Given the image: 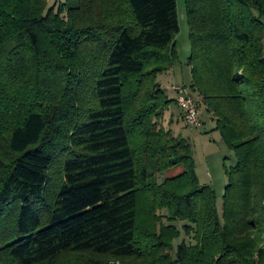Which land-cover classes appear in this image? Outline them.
Masks as SVG:
<instances>
[{
    "label": "trees",
    "instance_id": "1",
    "mask_svg": "<svg viewBox=\"0 0 264 264\" xmlns=\"http://www.w3.org/2000/svg\"><path fill=\"white\" fill-rule=\"evenodd\" d=\"M185 2L222 214L166 127L176 0H0V264H264V0Z\"/></svg>",
    "mask_w": 264,
    "mask_h": 264
},
{
    "label": "rangeland",
    "instance_id": "2",
    "mask_svg": "<svg viewBox=\"0 0 264 264\" xmlns=\"http://www.w3.org/2000/svg\"><path fill=\"white\" fill-rule=\"evenodd\" d=\"M66 0H48L49 9L57 11L60 4ZM177 15L180 32L176 38V51L178 61L174 64L172 70L158 78V82L167 92L170 99H176L172 86L186 87L189 91L191 86V68L188 59L191 55V42L189 36V25L187 19V8L185 0H176ZM198 102L197 95H192ZM174 99V100H175ZM166 127L170 128L175 136H181L187 139L193 149L194 161L196 165V174L201 185L210 186L217 196V208L220 215L223 212V196L228 180L225 172L227 168L234 167L236 160L223 142L219 132L215 131V124L199 107V127H189L184 123L182 110L174 103L166 114ZM173 120V122H172ZM172 122V123H171ZM171 125V126H170ZM162 178H160V182ZM187 242L190 239L185 237ZM182 240L176 242L178 245Z\"/></svg>",
    "mask_w": 264,
    "mask_h": 264
},
{
    "label": "built area",
    "instance_id": "3",
    "mask_svg": "<svg viewBox=\"0 0 264 264\" xmlns=\"http://www.w3.org/2000/svg\"><path fill=\"white\" fill-rule=\"evenodd\" d=\"M172 91L176 95V103L182 110L184 123L189 127H199V110L191 92L182 86H172Z\"/></svg>",
    "mask_w": 264,
    "mask_h": 264
},
{
    "label": "crops",
    "instance_id": "4",
    "mask_svg": "<svg viewBox=\"0 0 264 264\" xmlns=\"http://www.w3.org/2000/svg\"><path fill=\"white\" fill-rule=\"evenodd\" d=\"M169 98H170V97H169ZM174 99H175V98H174ZM174 99H173V100H174ZM176 105H177V104H176ZM177 107H178V105H177ZM178 108H179V107H178Z\"/></svg>",
    "mask_w": 264,
    "mask_h": 264
}]
</instances>
